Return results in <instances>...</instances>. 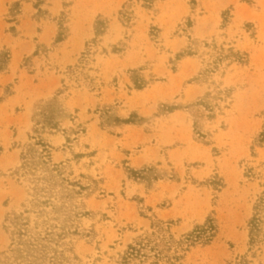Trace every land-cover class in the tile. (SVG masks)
Wrapping results in <instances>:
<instances>
[{"label": "rangeland", "instance_id": "rangeland-1", "mask_svg": "<svg viewBox=\"0 0 264 264\" xmlns=\"http://www.w3.org/2000/svg\"><path fill=\"white\" fill-rule=\"evenodd\" d=\"M42 104L85 187L62 264H120L155 225L180 239L210 218L182 264H264V0H0V253Z\"/></svg>", "mask_w": 264, "mask_h": 264}, {"label": "trees", "instance_id": "trees-1", "mask_svg": "<svg viewBox=\"0 0 264 264\" xmlns=\"http://www.w3.org/2000/svg\"><path fill=\"white\" fill-rule=\"evenodd\" d=\"M106 26V19L100 17L96 26L98 36L105 33ZM47 105H40L34 115V135H30V143L22 152L21 164L14 172L18 181L28 183V199L22 208L6 216L4 228L11 243L8 251L0 253V264H62L66 261L65 254L59 249L67 235L72 234L68 224L76 217V195L82 193L77 192L76 187L81 191L85 187L77 185L68 163L54 161V148L43 136L49 131H60L65 115L63 112L55 113L53 106ZM263 206L264 197L255 207L257 212ZM255 215L251 223L252 240L261 223L260 214ZM155 227L153 233L140 236L128 246L119 256L120 264L151 259H167L170 264H182L187 247L209 245L218 229L216 220L210 218L179 239L170 233L166 236L163 226ZM172 248L174 252L167 255Z\"/></svg>", "mask_w": 264, "mask_h": 264}]
</instances>
